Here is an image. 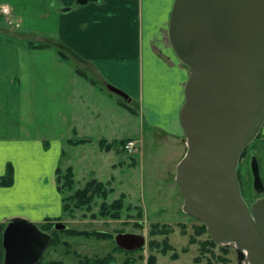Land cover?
<instances>
[{"label":"crops","instance_id":"1","mask_svg":"<svg viewBox=\"0 0 264 264\" xmlns=\"http://www.w3.org/2000/svg\"><path fill=\"white\" fill-rule=\"evenodd\" d=\"M174 2L44 0L38 17L45 27L34 37L26 35L23 18L11 13L10 2H0L11 8L8 22L13 25L0 20V47L19 53L15 69L0 75L5 84L0 82V102L9 109L10 120L15 116L19 119L8 126L0 124V177L7 168L12 170V184L0 185V264H4L2 236L11 219L42 225L46 220L56 224L62 216V195L56 180L67 146L96 143L98 166L111 171L115 170L110 164L116 157L115 148L101 150L100 140L133 141L147 129L168 143H176L180 155L184 152L179 114L189 71L177 59L168 38ZM29 30L34 31L33 27ZM38 45L45 47H33ZM59 47L72 57L62 58L57 53ZM71 139L85 142L74 145L69 143ZM248 150L238 164L240 180L255 192L250 170L255 159L263 184L260 197H264V141L255 139ZM71 151L73 162L67 161L65 168L71 167L75 173L74 163L81 167V159H88L87 151ZM89 172L96 177V171ZM51 251L45 258L43 254L42 264H66L52 256L57 253L55 248ZM113 257L109 264H125L121 254L113 253ZM71 264L78 263L74 260Z\"/></svg>","mask_w":264,"mask_h":264},{"label":"water","instance_id":"2","mask_svg":"<svg viewBox=\"0 0 264 264\" xmlns=\"http://www.w3.org/2000/svg\"><path fill=\"white\" fill-rule=\"evenodd\" d=\"M168 38L189 71L179 114L187 150L175 176L182 211L217 244L234 245L241 259L244 251L248 264H264V197L248 204L237 176L264 124V0H175ZM254 189L263 192L260 183ZM51 239L36 224L11 219L2 236L4 264H37ZM113 242L124 252L146 245L143 235L128 232Z\"/></svg>","mask_w":264,"mask_h":264},{"label":"rangeland","instance_id":"3","mask_svg":"<svg viewBox=\"0 0 264 264\" xmlns=\"http://www.w3.org/2000/svg\"><path fill=\"white\" fill-rule=\"evenodd\" d=\"M8 1L12 6V9L8 6L9 9H11V13L13 15L15 14V17L23 18L21 25L26 29V35L34 37L43 32L42 29L45 27V23L43 19H39L38 15L40 12H43L44 0ZM0 2H3V0H0ZM0 20L9 27L13 26L11 23L9 25V19L7 20L3 16H0ZM47 25H49V23ZM30 27H33L34 31L29 30ZM59 48L65 52L67 57H72L67 49L63 47ZM18 56V52L9 51L8 47H0V75L1 73L8 74L6 70L15 69V62ZM0 82L5 85L3 79H1ZM0 103L2 104V109L0 110V124L8 126L10 121L13 123L18 122L19 119L17 116L12 120L8 118L9 109L7 106H4V102ZM131 105L133 108H137V103ZM137 121L138 119L134 117L133 123H137ZM133 131H135V127ZM153 132L155 131H148L147 129L141 130V136H137L133 140L135 142V147L132 152H127L121 149V147L116 148L115 160L114 162H110L111 165L114 164L115 166V170L113 171H111V169L109 170V168L104 165L98 166L99 164L96 158L99 156V150L96 143L93 146L86 147H66L65 156L60 163L62 169L61 173H64L67 169L65 168L67 161L73 162L71 150L78 153L86 148L87 154L85 158L88 159H81L82 168L80 165L75 166L76 163H74L75 173L72 169L74 189L72 191H64V195L71 194L74 190L83 188L87 181L96 179L97 177L99 180H102L99 182L105 184L107 189L112 190L105 202L110 204L123 195L124 206L120 211L118 219L102 217L99 215V209L103 199L95 197L91 204V211H87L83 207L82 209L75 210L72 216H69L68 213H63L60 222L54 224V226H64V229L72 228L109 233L112 235V238L105 241H98L93 238L67 237L59 233L60 243L54 247H48L44 258L47 257V254L52 253L51 250L53 248L57 250V253L52 256L66 262V264H71L74 260L77 261L72 251H76L79 255L89 258L103 257L110 251V253H112L115 248L113 235L116 233L128 232L143 235L146 245L143 249L135 252H114L126 258L125 261L133 260L137 261V264H140L139 262L142 260L146 262L148 256L153 254L157 259L156 264L239 263L241 258L232 244L219 245L216 243L214 247L208 246L207 249H202L201 243L208 240L210 238L209 235L207 233L200 236L196 235L195 230L201 223L182 211L183 200L175 182V176L176 166L187 150L185 137V149L184 152L181 153L182 155H180V150L176 143H168V141L163 140L164 138L162 139L158 134L156 135ZM262 133L264 132L261 131V134ZM247 152H249L248 147L246 148V154ZM100 155L102 156L103 153ZM89 169L96 171V177L90 174ZM98 179L96 180L98 181ZM239 183L242 196L248 204H251L256 198L260 197L256 192L251 193L250 187L241 180ZM92 214H94V218L91 217ZM153 224L167 225L172 231L167 236H150L149 232ZM36 226L41 228L39 224ZM164 239L167 240L170 246L166 255H162L161 252H159L161 247L158 249H150L148 247L150 241L154 240L161 243ZM192 239H194L193 243H191ZM63 242L69 244V249L71 250L69 256L64 254L66 246L63 245ZM221 246L226 248L228 253H223L221 251ZM50 254L48 256H50ZM173 254L177 255L176 259L171 258Z\"/></svg>","mask_w":264,"mask_h":264},{"label":"trees","instance_id":"4","mask_svg":"<svg viewBox=\"0 0 264 264\" xmlns=\"http://www.w3.org/2000/svg\"><path fill=\"white\" fill-rule=\"evenodd\" d=\"M36 48H42L45 47L44 45H38V46H33ZM57 53L64 59H67V55L65 52H63L60 48L57 49ZM77 69V68H76ZM77 72L86 77L85 74L77 69ZM87 78V77H86ZM91 83L95 84L93 80H89ZM123 106L130 110L131 112H134L130 106L123 104ZM256 139H262L264 141V135L259 133L256 137ZM131 141L130 139L127 140H122L118 142H112V143H107L105 140H100L99 141V147L101 150H106L109 151L113 148H118L121 147L123 149L124 145L126 142ZM85 142V140H77V139H71L69 140V143L78 145L80 143ZM246 155V149L243 151L241 158H244ZM254 165L256 164V169L254 170L253 174V186L255 188H259V183H260V188H263V184L260 180L259 177V169L257 165V161L254 159L253 160ZM237 176L238 180L240 182V175L239 171L237 170ZM57 185H58V190L62 195V213H68L69 216L73 215V212L75 210L82 209L83 207L87 211H91L92 207L91 204L93 202V199L95 197L103 199V202L100 205L99 209V215L102 217H110L111 219H118L120 216V211L123 208V195H121L118 199L114 200L110 204H107L105 201L109 195L110 192H112L111 189H107L105 187V184L102 182L97 181L96 179H91L85 183L83 188L76 189L74 190L71 194L64 195V191H72L74 189V179H73V170L71 167H68L64 173H61V170H58L57 172ZM61 183V184H60ZM12 184V170L11 168L6 169V173L4 176L0 177V185L7 187ZM60 184V185H59ZM62 217V216H61ZM61 217L58 218L56 221H60ZM94 218V214L91 216ZM55 222H51L49 220H46L44 224L41 225V230L45 232H51L52 234V239L48 247L50 246H56L60 243V238L58 236L59 233H62V235H65L67 237H82L85 239H96L100 241H105L109 240L112 238V235L109 233H103V232H95V231H86V230H78V229H72V228H65L62 230H56L53 228ZM172 229L167 226V225H160V224H153L150 228V236H155V235H165L167 236ZM196 235L200 236L202 234L207 233L206 227L203 224H200L196 230ZM194 242V239L191 240V243ZM63 245L66 246V254H71L70 249H69V244L67 242H63ZM202 249H207L208 246L214 247L216 245V242L213 241L211 238L208 240H205L204 242L201 243ZM148 247L150 249L153 248H160V251L162 255H166L167 251L170 249V246L167 243V240L164 239L161 243L157 241H150L148 243ZM115 251H122L118 249L117 247L114 248L112 253H108L103 257H95V258H89L87 256H81L79 255L76 251H72V254L77 258V263L78 264H109L114 260L113 253ZM221 251L223 253H228V250L226 248H223L221 246ZM129 253V252H125ZM172 259H176L177 255L173 254L171 256ZM130 261H125V264H129ZM157 259L155 255L150 254L146 260V264H156ZM37 264H42V260L38 262ZM55 264H61L60 262H56Z\"/></svg>","mask_w":264,"mask_h":264},{"label":"built area","instance_id":"5","mask_svg":"<svg viewBox=\"0 0 264 264\" xmlns=\"http://www.w3.org/2000/svg\"><path fill=\"white\" fill-rule=\"evenodd\" d=\"M0 16H3L8 20L10 16V9L7 5H4V4L0 5ZM134 147H135V142L131 140V141L126 142L123 149L126 150L127 152H132L134 150ZM238 264H248L245 259L244 251H243V259H241Z\"/></svg>","mask_w":264,"mask_h":264},{"label":"flooded vegetation","instance_id":"6","mask_svg":"<svg viewBox=\"0 0 264 264\" xmlns=\"http://www.w3.org/2000/svg\"><path fill=\"white\" fill-rule=\"evenodd\" d=\"M138 251V250H137ZM133 252H135V251H133Z\"/></svg>","mask_w":264,"mask_h":264}]
</instances>
